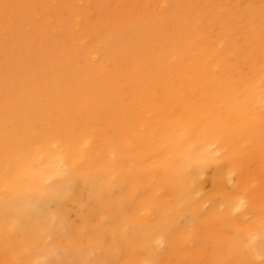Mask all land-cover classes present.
Wrapping results in <instances>:
<instances>
[{"label":"bare ground","instance_id":"1","mask_svg":"<svg viewBox=\"0 0 264 264\" xmlns=\"http://www.w3.org/2000/svg\"><path fill=\"white\" fill-rule=\"evenodd\" d=\"M0 264H264V0H0Z\"/></svg>","mask_w":264,"mask_h":264}]
</instances>
